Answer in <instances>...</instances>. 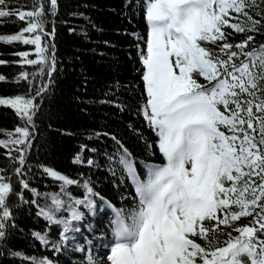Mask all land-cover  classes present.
<instances>
[{"label": "snow or ice", "instance_id": "obj_1", "mask_svg": "<svg viewBox=\"0 0 264 264\" xmlns=\"http://www.w3.org/2000/svg\"><path fill=\"white\" fill-rule=\"evenodd\" d=\"M126 6L142 16L146 35L124 33L137 41L140 83L123 87L139 91L129 110L154 138L127 124L143 142L145 156L137 160L115 133L87 136L114 143L104 156L121 204L117 207L84 173L72 178L37 164L58 190L30 186L28 156L39 132L36 118L57 71L59 4L32 0L30 8H22L0 0V23L12 18L25 23L13 34H0V42L34 46V53H13L20 59L12 63L35 67L21 70L13 81L25 82L27 93L0 96V106L14 110L21 122L0 139L19 186L17 191L8 169L0 168V257L57 264L11 246L13 235L23 232L16 221L27 205L44 222L30 237L57 258L69 252L81 257L74 264H264V43L255 46V34L264 35V0H128ZM234 34L243 35L232 43ZM6 63L0 59V65ZM6 79L0 74V82ZM121 87L117 81L105 95L115 96ZM101 102L124 111L118 98ZM78 148L74 165L99 167L84 155L96 148L85 143ZM156 150L159 163L152 159ZM72 186L79 195L69 190ZM98 209H111V239L106 233L97 237L91 222L84 223ZM94 241L103 252L93 254Z\"/></svg>", "mask_w": 264, "mask_h": 264}, {"label": "trees", "instance_id": "obj_2", "mask_svg": "<svg viewBox=\"0 0 264 264\" xmlns=\"http://www.w3.org/2000/svg\"><path fill=\"white\" fill-rule=\"evenodd\" d=\"M10 3L22 8H30L32 0H10ZM127 3L128 0H58L59 15L55 21L57 71L53 74V82L42 101V110L36 118L39 132L28 156V163L32 166V175L28 177L30 186L40 192L58 189L54 187L55 181L43 176L37 170V164L51 167L72 178L84 173L92 179L96 191L120 207L114 188V178L108 171L104 156L105 152L113 151L114 143L108 137H94L88 140L87 136L93 131L115 133L137 160L145 156L143 142L128 130L127 124L134 123L147 138L150 140L154 138L153 133L142 127L141 120L129 110L137 103L139 91H132L131 88L126 90L123 87L140 83L136 73V68L139 67L137 41L132 35L124 33L135 32L140 36L146 35V25L142 16L138 12L133 14L126 6ZM23 26H25L23 21L12 18L0 23V34H13ZM46 27L47 30H51V24ZM69 28H73L74 31L69 32ZM242 35L234 34L229 38L230 42H238ZM261 43H264V35L256 33L255 46L258 47ZM18 51L34 53V46L19 42L12 44L0 42V59L8 61L0 65V74L7 78L6 81L0 82V96L23 95L28 91L25 82L13 81L21 70L32 72L35 67L12 63L20 59L13 55ZM29 58L34 59L35 55ZM117 81L122 86L120 91L115 96H106L110 86ZM117 98L125 105L123 112L111 104L101 102ZM20 124L14 110L0 106V139H6L4 133L13 131ZM81 143L97 149L96 153L85 152L84 155L85 158L91 156L99 167H81L72 163V157L79 150L78 146ZM6 151L5 148L0 147V168L8 169L6 174L12 176L13 187L19 191L16 177L12 175V169L8 166ZM152 159L157 163L161 161L158 150ZM118 177L119 172H117ZM69 190L74 195H79L74 186ZM124 190L121 188V191ZM30 195L26 192L25 198H30ZM14 201L15 197H12L10 203ZM125 203L128 204L130 201ZM34 212V206H23L16 221L23 232L13 235L11 246L29 256L56 259L57 264H74L81 259L71 252L59 255L57 258L50 250H45L38 241L33 240L29 235L30 231L44 228L43 220L36 219ZM110 218L111 209L102 212L98 209L97 216L87 218L84 223L91 222L95 229L94 235L97 237L106 233L110 239L111 233L108 229ZM240 223H247V220L241 218ZM82 231L92 239L87 229ZM93 243L96 244V241ZM0 264H20V262L8 257H0Z\"/></svg>", "mask_w": 264, "mask_h": 264}, {"label": "rangeland", "instance_id": "obj_3", "mask_svg": "<svg viewBox=\"0 0 264 264\" xmlns=\"http://www.w3.org/2000/svg\"><path fill=\"white\" fill-rule=\"evenodd\" d=\"M110 239H111V238H110ZM96 249H99L101 252L104 251L103 246H102L100 243H98L97 241H96V244H94V248H93V254H94V255H95V251H96Z\"/></svg>", "mask_w": 264, "mask_h": 264}]
</instances>
